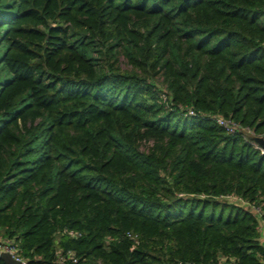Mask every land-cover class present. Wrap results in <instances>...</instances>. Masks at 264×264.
I'll list each match as a JSON object with an SVG mask.
<instances>
[{"label":"trees","instance_id":"trees-1","mask_svg":"<svg viewBox=\"0 0 264 264\" xmlns=\"http://www.w3.org/2000/svg\"><path fill=\"white\" fill-rule=\"evenodd\" d=\"M217 116L264 136V0H0V239L264 264V155Z\"/></svg>","mask_w":264,"mask_h":264},{"label":"built area","instance_id":"built-area-1","mask_svg":"<svg viewBox=\"0 0 264 264\" xmlns=\"http://www.w3.org/2000/svg\"><path fill=\"white\" fill-rule=\"evenodd\" d=\"M190 115H193L192 112H189ZM215 122L218 126L224 129V131L230 135L238 134L246 142H249L251 146H253L254 149L260 152L261 155H264V148L259 144V140L264 141L263 135H257L254 133L253 130H251L248 127L241 126L239 123L231 120V119H225L222 117H215ZM234 199V198H232ZM246 204V203H245ZM255 212L257 214H261V210L259 207L254 208ZM71 237H77L78 235L74 232L68 233ZM129 236V235H128ZM5 253L11 256V258L21 264H28L18 253L16 245L11 241H6L3 239H0V254ZM72 259L73 263H76V260L72 256H67L66 258L62 256V254L57 255V261L56 263L62 264L64 261Z\"/></svg>","mask_w":264,"mask_h":264},{"label":"water","instance_id":"water-1","mask_svg":"<svg viewBox=\"0 0 264 264\" xmlns=\"http://www.w3.org/2000/svg\"><path fill=\"white\" fill-rule=\"evenodd\" d=\"M258 142L264 148V141L263 140H259ZM0 259L5 264H21V263L15 261V260H13L10 255L5 254V253L0 254Z\"/></svg>","mask_w":264,"mask_h":264},{"label":"rangeland","instance_id":"rangeland-1","mask_svg":"<svg viewBox=\"0 0 264 264\" xmlns=\"http://www.w3.org/2000/svg\"><path fill=\"white\" fill-rule=\"evenodd\" d=\"M122 61V60H121ZM123 67V66H122ZM125 68V67H124ZM150 144H148V146H149ZM144 147H142L141 149H143Z\"/></svg>","mask_w":264,"mask_h":264}]
</instances>
